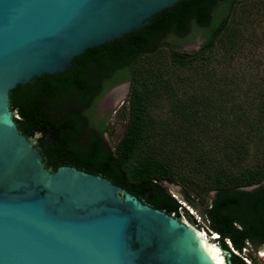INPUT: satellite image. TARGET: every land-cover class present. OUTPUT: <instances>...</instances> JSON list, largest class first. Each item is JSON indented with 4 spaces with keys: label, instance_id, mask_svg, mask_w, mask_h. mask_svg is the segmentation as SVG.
Instances as JSON below:
<instances>
[{
    "label": "water",
    "instance_id": "1",
    "mask_svg": "<svg viewBox=\"0 0 264 264\" xmlns=\"http://www.w3.org/2000/svg\"><path fill=\"white\" fill-rule=\"evenodd\" d=\"M177 1L0 0V264H220L184 217L101 175L46 167L9 107L17 85L67 70L86 48ZM217 246L232 264L231 251Z\"/></svg>",
    "mask_w": 264,
    "mask_h": 264
},
{
    "label": "trees",
    "instance_id": "2",
    "mask_svg": "<svg viewBox=\"0 0 264 264\" xmlns=\"http://www.w3.org/2000/svg\"><path fill=\"white\" fill-rule=\"evenodd\" d=\"M235 4L236 0H179L153 14L142 27L86 48L73 57L67 70L17 85L9 91V107L16 111L18 130L25 136L39 134L45 139L40 152L46 167L55 170L69 165L101 175L144 198L148 205L179 216L181 201L163 185L179 181L175 161L163 156L140 157L138 152L145 144L148 119L137 70L142 58L160 47L168 49L176 66L200 59L223 37ZM196 36L203 38L198 48L184 50L182 47ZM124 79L129 81L127 122L122 137L112 147L102 138L104 125L92 124V117L105 91ZM210 174L203 188L188 187L196 195L213 191L200 213L210 230L218 234L216 241L227 250V240L237 250L245 242L255 248L264 244V164L238 174L216 166ZM182 197L196 208L191 192ZM231 262L247 264L232 252Z\"/></svg>",
    "mask_w": 264,
    "mask_h": 264
},
{
    "label": "rangeland",
    "instance_id": "3",
    "mask_svg": "<svg viewBox=\"0 0 264 264\" xmlns=\"http://www.w3.org/2000/svg\"><path fill=\"white\" fill-rule=\"evenodd\" d=\"M202 40L196 36L182 48L195 50ZM137 72L148 119L139 155L175 161L179 181L163 184L185 204L182 194L191 192L196 208L187 205L197 215L213 191L196 195L188 184L203 188L216 166L238 174L264 164V0H236L223 37L192 64L176 66L168 49L160 47L142 58ZM128 94L125 82L109 90L98 106L107 116L104 138L112 147L125 129ZM179 217L196 229L203 226L201 221L195 225L185 207ZM245 246L251 264H264V244Z\"/></svg>",
    "mask_w": 264,
    "mask_h": 264
},
{
    "label": "built area",
    "instance_id": "4",
    "mask_svg": "<svg viewBox=\"0 0 264 264\" xmlns=\"http://www.w3.org/2000/svg\"><path fill=\"white\" fill-rule=\"evenodd\" d=\"M181 204L183 205V207H185L186 210H188V212L190 213L191 216H193L195 218L194 223L195 225H198V223L201 221V223H203V226H201L200 231L206 233L207 235H209V238L211 240L216 241L219 237L218 234L216 232H213L210 230V228L208 227V222L203 218V216L197 215V213L193 210V208H191L190 206H188L187 204H185L184 202H181ZM227 243L229 245V248L231 250L232 253L238 255L241 259H243L247 264H251L249 257L247 256V254L245 253V249L246 246L244 245V247L241 248V250H237L234 249L230 242L227 240ZM245 244H249L248 242H245Z\"/></svg>",
    "mask_w": 264,
    "mask_h": 264
},
{
    "label": "flooded vegetation",
    "instance_id": "5",
    "mask_svg": "<svg viewBox=\"0 0 264 264\" xmlns=\"http://www.w3.org/2000/svg\"><path fill=\"white\" fill-rule=\"evenodd\" d=\"M128 80H126V79H124V80H122V81H120V82H118V83H116V84H113V85H111L109 88H108V90L107 91H105V93L102 95V97L99 99V101L95 104V106H94V114H93V117H92V124H94V125H101V124H103L104 125V129H103V131H102V138H103V140L105 141V138H104V134L106 133V131H107V116H106V114L105 113H102L100 110H99V108H98V106H99V104H100V102L102 101V99L104 98V96L107 94V92H109V90H111V89H113L114 87H116V86H118V85H120V84H123V83H125V82H127ZM117 90V89H116ZM116 90H115V92H116ZM36 135V134H35ZM35 135H33V136H35ZM39 135V134H38ZM36 140H37V144H36V146L39 148V150L41 151V147H40V143L42 142V141H44L45 139H43V138H41V136L39 135V136H37V138H36ZM106 142V141H105Z\"/></svg>",
    "mask_w": 264,
    "mask_h": 264
},
{
    "label": "bare ground",
    "instance_id": "6",
    "mask_svg": "<svg viewBox=\"0 0 264 264\" xmlns=\"http://www.w3.org/2000/svg\"><path fill=\"white\" fill-rule=\"evenodd\" d=\"M116 95H117V93H116ZM189 226H191L190 223H189ZM195 236H196L198 242L200 243V245L204 249H206L207 251L219 256L220 257V264H224L223 263V257L220 255L219 247L216 245V243L210 241V239L207 237L206 233L196 229V235ZM260 254L264 255V249L260 251Z\"/></svg>",
    "mask_w": 264,
    "mask_h": 264
}]
</instances>
